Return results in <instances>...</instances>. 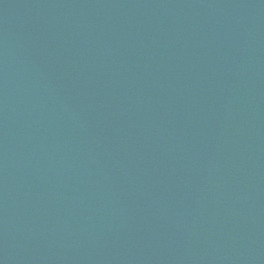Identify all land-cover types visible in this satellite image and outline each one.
Listing matches in <instances>:
<instances>
[{
    "label": "water",
    "instance_id": "1",
    "mask_svg": "<svg viewBox=\"0 0 264 264\" xmlns=\"http://www.w3.org/2000/svg\"><path fill=\"white\" fill-rule=\"evenodd\" d=\"M0 264H264V0H0Z\"/></svg>",
    "mask_w": 264,
    "mask_h": 264
}]
</instances>
